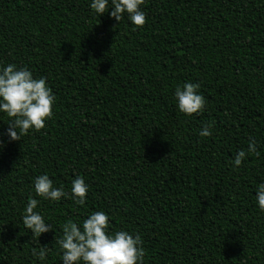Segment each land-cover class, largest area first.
<instances>
[{
    "label": "trees",
    "instance_id": "trees-1",
    "mask_svg": "<svg viewBox=\"0 0 264 264\" xmlns=\"http://www.w3.org/2000/svg\"><path fill=\"white\" fill-rule=\"evenodd\" d=\"M92 2L0 0V69L27 67L55 96L19 141L0 112V264H63L56 236L93 212L141 236L144 264H264V0H145L143 27ZM188 82L206 100L191 116L175 97ZM250 139L259 156L235 166ZM45 174L68 196L38 197ZM30 196L53 228L40 237L23 224Z\"/></svg>",
    "mask_w": 264,
    "mask_h": 264
},
{
    "label": "clouds",
    "instance_id": "clouds-1",
    "mask_svg": "<svg viewBox=\"0 0 264 264\" xmlns=\"http://www.w3.org/2000/svg\"><path fill=\"white\" fill-rule=\"evenodd\" d=\"M145 0H93L90 7L100 16L112 9L110 16L121 22L127 14L128 19L137 27L146 23V14L141 10ZM199 83H185L175 91L178 109L186 115H193L205 109L206 100L199 94ZM55 96L47 86L46 77L36 79L27 67L18 68L16 64H8L0 69V112L13 118L9 123L7 135L11 141H19L22 136L34 129L39 132L46 125L45 121L53 116ZM211 124L200 131L201 137L211 135ZM259 156L257 144L250 139L247 149L240 150L234 158V165L241 166L248 154ZM35 193L38 197L60 201L68 196L63 187H54L53 180L47 174L34 180ZM88 193V185L84 178L77 177L72 181L71 196L78 205H84ZM256 201L261 211H264V183L257 189ZM39 200L28 198L24 209L23 224L33 237H40L52 231L35 209ZM109 217L104 212H93L83 221L82 226L72 220L63 227V235L55 243L59 244L63 264H144L146 250L139 234L133 236L128 231L108 232ZM48 247L44 246L37 252L32 249V255L44 260Z\"/></svg>",
    "mask_w": 264,
    "mask_h": 264
}]
</instances>
